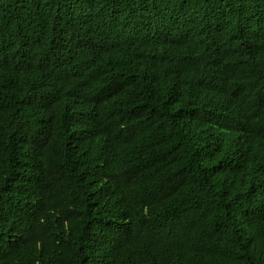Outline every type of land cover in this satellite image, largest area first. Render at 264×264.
<instances>
[{"label": "trees", "instance_id": "16d2710c", "mask_svg": "<svg viewBox=\"0 0 264 264\" xmlns=\"http://www.w3.org/2000/svg\"><path fill=\"white\" fill-rule=\"evenodd\" d=\"M0 264H264V0H0Z\"/></svg>", "mask_w": 264, "mask_h": 264}, {"label": "clouds", "instance_id": "9594fccd", "mask_svg": "<svg viewBox=\"0 0 264 264\" xmlns=\"http://www.w3.org/2000/svg\"><path fill=\"white\" fill-rule=\"evenodd\" d=\"M86 111V109H74L70 112V114L68 115V125H70V127L72 128L73 124H74V120L76 118H80L81 115ZM77 113V114H76Z\"/></svg>", "mask_w": 264, "mask_h": 264}]
</instances>
